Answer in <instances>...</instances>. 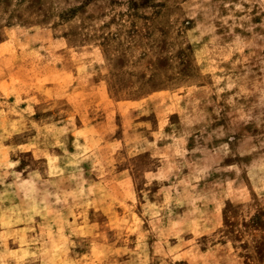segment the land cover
Returning <instances> with one entry per match:
<instances>
[{"label": "rangeland", "instance_id": "rangeland-1", "mask_svg": "<svg viewBox=\"0 0 264 264\" xmlns=\"http://www.w3.org/2000/svg\"><path fill=\"white\" fill-rule=\"evenodd\" d=\"M0 264H264V0H0Z\"/></svg>", "mask_w": 264, "mask_h": 264}]
</instances>
